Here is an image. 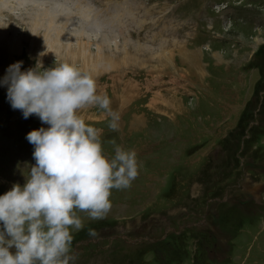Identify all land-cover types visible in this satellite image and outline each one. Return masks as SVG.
Wrapping results in <instances>:
<instances>
[{
  "label": "rangeland",
  "instance_id": "obj_1",
  "mask_svg": "<svg viewBox=\"0 0 264 264\" xmlns=\"http://www.w3.org/2000/svg\"><path fill=\"white\" fill-rule=\"evenodd\" d=\"M16 1L0 7V24L25 37L6 46L9 64L30 67L37 53L46 67L71 57L34 43L29 33L39 2L61 14L64 1ZM68 6L72 20L59 29L79 31L70 40L88 43L92 55L70 62L109 95L120 127L110 129L96 106L80 115L103 129L107 153L115 140L135 148L140 162L130 187L112 189L103 219L78 210L84 226L73 232L75 264H264V0ZM9 64L0 57V76ZM5 97L0 86V193L24 183L26 164L35 163L26 133L41 126Z\"/></svg>",
  "mask_w": 264,
  "mask_h": 264
},
{
  "label": "clouds",
  "instance_id": "obj_2",
  "mask_svg": "<svg viewBox=\"0 0 264 264\" xmlns=\"http://www.w3.org/2000/svg\"><path fill=\"white\" fill-rule=\"evenodd\" d=\"M42 55L23 69L17 60L0 76L11 108L41 121L26 133L35 163L26 164L24 183L0 193V264H75L73 232L84 226L78 210L103 219L112 189L130 187L139 174L136 149L113 140L107 153L103 129L80 115L96 106L110 129L120 127V111L92 74L67 60L46 67Z\"/></svg>",
  "mask_w": 264,
  "mask_h": 264
},
{
  "label": "bare ground",
  "instance_id": "obj_3",
  "mask_svg": "<svg viewBox=\"0 0 264 264\" xmlns=\"http://www.w3.org/2000/svg\"><path fill=\"white\" fill-rule=\"evenodd\" d=\"M17 1L19 3L24 2V0H17ZM63 1L65 3V8L67 10L60 9L61 14H57V11L48 12V11H45L44 9L41 10L39 8V6H40V4H43V3L39 2L37 4V8H36L37 11H34V13L30 14V20L28 21L29 33H32V35H33L32 41L38 45H42V44L49 45L52 50L55 49V50H58V52H60V53L64 52L65 54H68L71 56L69 58H66L65 60L73 61L75 58H78V57L82 61L89 60V58L92 55L90 52L91 50H89V48H88L89 47L88 43H85V42L81 43V41H82L81 39H80L81 41L79 40L80 42H78V43L75 42L76 44H74V45L72 43L73 39H71V38L78 36L76 34L77 33L79 34V31L73 30L74 28H72V27H70L71 28L70 30H67V29H64V30L61 29L60 30L59 29L60 26H62L64 24L65 25L69 24L70 23L69 21L72 20L69 16L71 9L68 6L69 2L71 0H63ZM9 2H10V0H0V7H8L7 4ZM59 6H63V5H59ZM81 7H83V6H80L79 8H81ZM51 9H53V8H51ZM56 9H58V8H56ZM75 11H77V10H75ZM75 14H76V12H75ZM80 16H81V14H80ZM2 27H5V28H2ZM83 35H84V32H83ZM23 40H25V37L23 34L17 33V27L16 26H14V25L2 26L0 24V57L3 61H5V63L9 64V62L5 58L6 46H8V45H19V44H21V41H23ZM36 44H33V45L36 46ZM114 45H116V44H114ZM202 53H201V59L203 58ZM33 54H34V52L32 51L31 56ZM218 55L219 54H216V53L214 55H212L213 59H215V61H217V62L221 61L220 60L221 55L220 56H218ZM196 57H197V49H195L191 52V54L189 56V61H193L194 59H196ZM123 95H125V92ZM120 97H122V96H120ZM126 97H128V96L126 95ZM118 99H119V97H118ZM126 105H127V102H126ZM167 108H171L169 104H168ZM136 126H137V124H136Z\"/></svg>",
  "mask_w": 264,
  "mask_h": 264
},
{
  "label": "flooded vegetation",
  "instance_id": "obj_4",
  "mask_svg": "<svg viewBox=\"0 0 264 264\" xmlns=\"http://www.w3.org/2000/svg\"><path fill=\"white\" fill-rule=\"evenodd\" d=\"M258 174H263L262 172H259ZM261 189H262V187H261Z\"/></svg>",
  "mask_w": 264,
  "mask_h": 264
},
{
  "label": "crops",
  "instance_id": "obj_5",
  "mask_svg": "<svg viewBox=\"0 0 264 264\" xmlns=\"http://www.w3.org/2000/svg\"><path fill=\"white\" fill-rule=\"evenodd\" d=\"M261 188V187H260ZM213 222V220L211 221V223Z\"/></svg>",
  "mask_w": 264,
  "mask_h": 264
}]
</instances>
